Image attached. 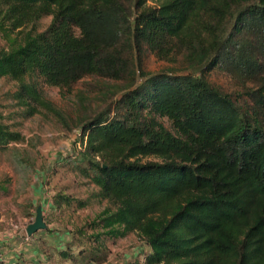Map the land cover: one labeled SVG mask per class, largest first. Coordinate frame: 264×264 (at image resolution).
I'll return each mask as SVG.
<instances>
[{"label":"trees","instance_id":"trees-1","mask_svg":"<svg viewBox=\"0 0 264 264\" xmlns=\"http://www.w3.org/2000/svg\"><path fill=\"white\" fill-rule=\"evenodd\" d=\"M0 38V79L17 84L10 100L26 119L65 122L40 84L70 92L138 74L80 124L77 172L106 207L64 258L105 264L108 241L136 234L141 264H264V0H0ZM143 51L183 69L146 73ZM217 71L241 101L209 82ZM24 141L0 116V150Z\"/></svg>","mask_w":264,"mask_h":264},{"label":"rangeland","instance_id":"rangeland-1","mask_svg":"<svg viewBox=\"0 0 264 264\" xmlns=\"http://www.w3.org/2000/svg\"><path fill=\"white\" fill-rule=\"evenodd\" d=\"M50 20V17L42 19L39 30L44 31ZM1 46H5V42L0 38ZM138 60L143 70L150 74L183 69L180 60L160 61L148 51H143ZM134 80H139L138 74L132 79L120 81L89 76L70 92H60L57 88L40 84L44 97L62 111L65 118L62 123L44 113L23 118L20 108L9 96L16 90L17 84L0 79V116L25 139L23 144H13L7 150H0V238L23 234L27 223L34 221L35 209L40 201L35 199L34 189L41 185L43 199L54 207L58 194L71 199L70 205L62 203L54 212L47 211L45 221L53 229H63L70 234L65 246H71L72 255H77L86 247V238L92 235V231L85 227V236L79 235L78 231L90 223L106 207V203L93 198L97 189L77 172L74 161L83 150L79 138L80 124L108 109ZM208 80L233 100L241 101L240 86L226 75L213 72L208 75ZM160 122L170 129L166 120L161 119ZM20 161L24 164L19 165ZM77 201L86 202V207L79 209ZM46 208L48 210L49 207ZM76 236L80 242L83 241V246L80 247V243L74 240ZM106 248L105 264H141L148 253L143 240L136 234L108 241Z\"/></svg>","mask_w":264,"mask_h":264},{"label":"crops","instance_id":"crops-1","mask_svg":"<svg viewBox=\"0 0 264 264\" xmlns=\"http://www.w3.org/2000/svg\"><path fill=\"white\" fill-rule=\"evenodd\" d=\"M43 192L41 185L34 189L35 199H40L39 206L45 221L47 211L54 212L56 207L43 199ZM46 206L49 207L48 210ZM31 223H27L26 227ZM45 224V230L38 231L31 237L24 234L1 237L0 255L3 264H74L62 255L68 250L65 245L69 242L70 234L63 229H53L47 221Z\"/></svg>","mask_w":264,"mask_h":264},{"label":"water","instance_id":"water-1","mask_svg":"<svg viewBox=\"0 0 264 264\" xmlns=\"http://www.w3.org/2000/svg\"><path fill=\"white\" fill-rule=\"evenodd\" d=\"M46 228L47 226L43 219L42 209L40 206H38L36 208L34 221L31 224H29L25 229L26 235L28 237H31L38 231L45 230Z\"/></svg>","mask_w":264,"mask_h":264},{"label":"built area","instance_id":"built-area-1","mask_svg":"<svg viewBox=\"0 0 264 264\" xmlns=\"http://www.w3.org/2000/svg\"><path fill=\"white\" fill-rule=\"evenodd\" d=\"M25 229H26V228H25ZM25 229H24V231H23V234L26 236ZM0 264H3V258H2V256H1V255H0Z\"/></svg>","mask_w":264,"mask_h":264}]
</instances>
